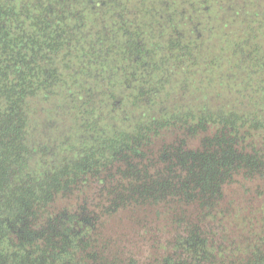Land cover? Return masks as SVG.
Returning a JSON list of instances; mask_svg holds the SVG:
<instances>
[{
	"label": "trees",
	"instance_id": "1",
	"mask_svg": "<svg viewBox=\"0 0 264 264\" xmlns=\"http://www.w3.org/2000/svg\"><path fill=\"white\" fill-rule=\"evenodd\" d=\"M220 1L0 0V264H138L150 222L146 264H264V7ZM235 19L252 32L226 38ZM222 84L242 106L182 100ZM54 95L86 138L33 168L54 148L30 141L32 102Z\"/></svg>",
	"mask_w": 264,
	"mask_h": 264
},
{
	"label": "rangeland",
	"instance_id": "2",
	"mask_svg": "<svg viewBox=\"0 0 264 264\" xmlns=\"http://www.w3.org/2000/svg\"><path fill=\"white\" fill-rule=\"evenodd\" d=\"M177 3H179L178 6L182 7L183 3L206 4V3H211V0H177ZM219 3H223V6L227 5L226 3H237V4L244 5L243 9L245 10V12L244 11L243 12L245 14V17H248V14H249L247 10H252L256 8L262 9L264 7V0H221ZM227 11L224 13V16L226 15ZM224 16H221L223 18L220 17V20H219L220 24L222 25L224 24V22L227 21V19H225ZM230 21L231 20L228 21V27H225L223 28L224 30H222L223 34L225 33L226 38L229 37L232 39V38H235L236 35H240V33L232 35V33L230 32V28H235L237 30L241 29V31L243 30V33L246 31H248V33L252 32L251 26L249 25V23H247V21L238 22V20L236 19L234 20L233 23H230ZM145 25L146 24L143 25L144 28H145ZM255 25L257 26L258 24L256 23ZM220 28L221 27H219V29ZM255 30H257V35H261L262 37V32L264 31V19L262 22V27L257 26V29ZM216 37L219 38L218 36ZM262 41L263 43L261 46L264 47V37ZM218 43H219L218 39H213L209 42V47H210L209 52L213 54L214 56H217L218 54H220V52L224 54V48L221 47L220 49V47H218ZM215 69H216V72H215L214 77L223 76L225 77V80L227 81V83H230L231 82L230 79L235 78V75H237V78L239 79H241L240 77L243 75L242 70L240 69L236 70L235 67H232V65L227 62L223 64L221 69L220 68H215ZM261 71H262V68H261ZM227 76H230V79L227 78ZM230 88L231 86L228 84L218 85L216 86V88L214 87L213 90L207 91V94H209L210 96H207L206 98L204 94H200V93L196 94L192 90H190V91H187V93L183 95L184 98H182V100L192 105L193 104L198 105L200 102L201 103L209 102L213 104L212 106H221L222 103L226 99H234L235 101L239 99V94H237L235 90H230ZM218 92L222 94L221 97L220 96L217 97L215 95V94H218ZM68 101H70L68 97H65V96L62 97L59 95L58 96L54 95V97H51L47 101H42L41 99L33 100L32 102L33 107L31 110L32 111V129L30 133V141L32 145H34L35 147H39L40 145H46L48 147L54 148L53 155L50 152L42 153L39 151L38 153H35L31 161V165L33 168H37L36 161L38 158L42 159L43 161L48 159L50 163H54L56 162L57 158L67 156V154L75 148L73 146L74 141L77 142L78 147L80 143L84 142L86 138V130L77 129L78 122L75 118H76V112L78 110L75 108L69 109V104H67ZM237 104H239V106H242L240 102H237ZM107 120H108L107 122L114 128L116 125H117L116 127H118L119 124H121L120 120H114V119L113 120L107 119ZM67 134L72 135L73 138L66 140L65 143L68 142V144L61 146L60 142L64 140ZM57 150H58V154H56ZM235 194H236L235 189L229 190L226 196L227 200H230L231 198H233ZM260 198H261V201L264 200V192L260 196ZM256 227L257 225L254 226V229ZM246 230L247 229L245 227L242 233H244ZM128 231L129 232L132 231V227L129 225H124V224H120L119 232H116L113 229L114 233L119 234V235L123 234V236ZM259 231L260 229H258V232ZM261 233L262 235L264 234V225H261ZM146 234H148L149 237L151 235L152 237L158 238L159 236L166 235V232L159 234L154 228L151 227V222H150L148 233H145V230H144L142 236H139V235L134 236L136 238L135 240L138 241L139 243L134 242L133 243L134 250L130 249L132 253L130 252L126 254L128 256L133 255L134 259L137 260L138 264H146L150 262L153 258L157 257L155 256L157 255L156 252L155 254L153 253L154 255L148 254L146 252L147 247H151L150 245L145 246L146 241L143 239V237ZM122 258L126 259L125 261L128 260L125 257H122Z\"/></svg>",
	"mask_w": 264,
	"mask_h": 264
}]
</instances>
